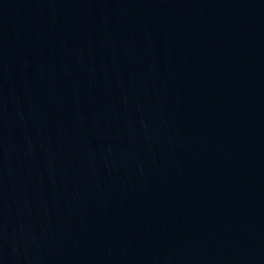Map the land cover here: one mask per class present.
Masks as SVG:
<instances>
[{
    "label": "water",
    "instance_id": "95a60500",
    "mask_svg": "<svg viewBox=\"0 0 264 264\" xmlns=\"http://www.w3.org/2000/svg\"><path fill=\"white\" fill-rule=\"evenodd\" d=\"M0 264H264V0H0Z\"/></svg>",
    "mask_w": 264,
    "mask_h": 264
}]
</instances>
